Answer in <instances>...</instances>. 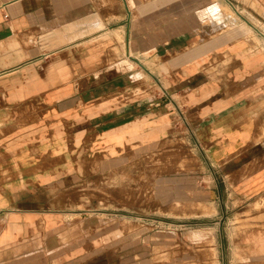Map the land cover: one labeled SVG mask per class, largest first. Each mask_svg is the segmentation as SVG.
Wrapping results in <instances>:
<instances>
[{"label": "crops", "instance_id": "obj_1", "mask_svg": "<svg viewBox=\"0 0 264 264\" xmlns=\"http://www.w3.org/2000/svg\"><path fill=\"white\" fill-rule=\"evenodd\" d=\"M231 2L239 9H264V0ZM211 5L210 0H0V211L8 212L0 264H132L123 258L103 263L86 258V252L130 248L127 241L102 243L100 234L117 217L131 218L134 170L152 169L150 155L163 158L168 151L178 158L175 144L182 132L205 156L208 187L214 190L219 175L240 196L230 199L258 198L264 190V130L254 111L264 91V39L227 31L199 35L196 11L206 8L215 17L224 7ZM117 26L127 27L126 40L143 57L164 56L160 47L172 52L164 66L177 79L180 98L172 105L182 107L184 131L177 108L171 111L161 98H134L132 84L114 81L115 71L103 66L102 59L113 54L111 45L107 54L101 43L114 42ZM154 38L160 41L155 50L149 48ZM157 179V192L171 191L172 197H156V205L164 210L171 204L173 221L157 218L152 226H172V264H196V258L199 264L206 257L201 245L222 261L225 198L197 187L193 193L179 171ZM194 203L204 209H194ZM191 230L212 237L194 244L185 236ZM236 243L248 251L244 264H260L263 236L247 231Z\"/></svg>", "mask_w": 264, "mask_h": 264}, {"label": "rangeland", "instance_id": "obj_2", "mask_svg": "<svg viewBox=\"0 0 264 264\" xmlns=\"http://www.w3.org/2000/svg\"><path fill=\"white\" fill-rule=\"evenodd\" d=\"M210 2L212 3L211 6H219L220 2L224 7L218 9V15L215 17L208 11H205L206 8L196 11L198 21L197 30H199V35L200 33H206L208 35L227 31L229 34L244 33L248 34L250 37L251 34H254L255 37L260 35L264 39V9H239L235 7V5H232L231 0H210ZM232 6H234V9ZM167 20L169 21V19ZM167 20L166 22H168ZM205 21H207L208 24L205 25ZM133 28L137 31V27L134 26ZM113 35L115 36L114 42L107 41L101 43L102 51H106L107 54L109 49L108 46L111 45L110 49L112 50L113 56L105 57L102 60L103 66L107 68L111 67L115 71V78L113 80L131 83L134 87L132 94L134 98H139L143 95L148 98H161L165 100V106L171 109V111H176L175 108H177L181 115L180 127L182 131H184L186 121H184L185 114L182 112V107L174 108L172 105L173 99L178 102L179 100L177 99L180 98V96L177 95L180 91L174 90L176 86L174 85V81L177 82V79L168 68L164 66V63L172 58V52H165V47L158 48L160 41L154 38L150 41L149 48L154 50L158 48L162 50L161 52L164 51L166 54L155 59L152 57H143L141 56L140 47L136 50L135 42L129 43V40H126L127 35H129V33L127 34V27L117 26ZM161 38H166V35L161 34ZM162 40L163 39H161V41ZM102 80H106L103 78V75ZM142 83L144 85L143 87L147 90L144 91V89H141ZM147 85L149 88H146ZM261 93L262 97L259 102L256 103L258 106L254 111V117L258 121L259 128L263 131L264 91ZM262 144H264V141ZM169 145V150L173 149L174 144L171 142ZM175 146L178 147V154H176L178 158H173V154H167L168 151L163 155V158L162 155L159 158L157 154L150 155L148 162L152 169L134 170L132 196L134 197V201L132 214H128L131 218L117 217L110 226H108L109 223H106L108 226H106V232L100 234V241L102 243L127 241L130 242V248L127 250L106 249L100 251H87L86 258L104 259L103 263H109L108 260L114 262L115 258H117V260L123 258L126 259L127 262L132 261V264H172V226L166 225L165 228L162 226L156 228L152 225H156L155 221L157 218L159 221L164 219L166 223L172 224L173 220L170 218L172 214L169 213L171 204L165 203L164 210H161L160 207L158 210L159 205H156V197H172L171 191L166 190L163 192L164 194L162 192H157V176L164 174L167 180L168 177H171L173 171H175V175L178 174L179 171L182 183L193 185V193L197 191L195 190V187H197L199 192L220 193L221 197L225 198L223 209L226 213V218L222 221L223 246L225 248L223 253L225 257L222 261H219L216 259L218 257H216L215 252H211V250H208L209 247L201 245L202 249L205 250L206 257L199 259V264H201L202 261L207 262V264L216 263L215 261L221 262L220 264H244V262H246L248 251L247 249L238 248L236 239L242 235L244 236L247 231H255V237L256 232L264 237V190H262L259 195H256L255 197L258 198L254 200L244 203L236 202V199L232 200L229 197H240L239 194H234L233 188H227L225 184H221L222 180L219 175L216 177L219 184L214 185V190L208 187L210 186V180L208 179L210 171H208V167L203 159L205 156L200 155L194 147L195 139L189 138L187 133L182 132L181 138L176 142ZM173 159H175L174 163ZM140 197H144L146 201L144 200L143 203L140 202ZM181 197L189 196L186 194V196ZM188 205L189 202L182 203V210H187ZM201 206L202 205H197L196 203L193 204V208L199 211L202 210V208L204 209V207ZM117 209L123 210V203L121 206L120 203H118ZM119 214L120 213H117L118 216ZM121 214L124 213L122 212ZM162 214L166 215V218H162ZM211 220L209 219L208 221L211 223ZM199 221L204 222L207 220L201 219ZM214 221L216 220L214 219L213 222ZM210 223L204 222L202 224ZM104 224L105 223L102 222V226ZM204 227L206 226L204 225ZM191 231H193L192 234L185 236L189 237L194 244L202 241V238L206 239L208 236L212 237V234H201L194 232L195 230ZM184 234L187 233L185 232ZM126 237L127 239L125 240ZM158 243L162 245V248L157 247ZM195 251L196 249L191 250L193 255H195ZM209 254H211V258H209ZM258 257L260 258V264H264V253H259ZM193 261L198 264L197 258Z\"/></svg>", "mask_w": 264, "mask_h": 264}, {"label": "built area", "instance_id": "obj_3", "mask_svg": "<svg viewBox=\"0 0 264 264\" xmlns=\"http://www.w3.org/2000/svg\"><path fill=\"white\" fill-rule=\"evenodd\" d=\"M7 213L8 212H6V211H0V233L3 229V227L5 226Z\"/></svg>", "mask_w": 264, "mask_h": 264}]
</instances>
